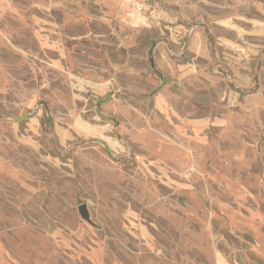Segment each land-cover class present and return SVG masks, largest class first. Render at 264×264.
I'll return each mask as SVG.
<instances>
[{
  "label": "rangeland",
  "instance_id": "rangeland-1",
  "mask_svg": "<svg viewBox=\"0 0 264 264\" xmlns=\"http://www.w3.org/2000/svg\"><path fill=\"white\" fill-rule=\"evenodd\" d=\"M0 264H264V0H0Z\"/></svg>",
  "mask_w": 264,
  "mask_h": 264
},
{
  "label": "water",
  "instance_id": "water-1",
  "mask_svg": "<svg viewBox=\"0 0 264 264\" xmlns=\"http://www.w3.org/2000/svg\"><path fill=\"white\" fill-rule=\"evenodd\" d=\"M78 211H79V214H80L81 218H83L87 222H90L89 215L87 213V209H86L85 205H81L78 208Z\"/></svg>",
  "mask_w": 264,
  "mask_h": 264
}]
</instances>
